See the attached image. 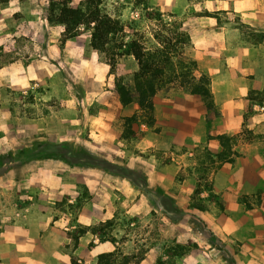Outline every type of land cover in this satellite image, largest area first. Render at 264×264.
Listing matches in <instances>:
<instances>
[{
  "label": "crops",
  "instance_id": "1",
  "mask_svg": "<svg viewBox=\"0 0 264 264\" xmlns=\"http://www.w3.org/2000/svg\"><path fill=\"white\" fill-rule=\"evenodd\" d=\"M22 5L11 0L0 6V92L17 83L18 67L10 63L18 50L17 16L28 25L33 22ZM155 7L163 12L165 3ZM186 9L182 13L192 10ZM202 9L204 15L189 16L181 28L191 39L187 56L209 79L217 113L210 119L199 96L171 86L155 94V121L147 126L136 104L122 106L115 91L107 88L110 66L89 38L76 36L61 44L62 29L58 37H44L42 58L51 61L54 70L46 75L39 72L44 71V60L31 62L25 77L48 76L52 81L44 79L45 85H57L59 91L63 80L80 97L65 106L59 100L51 113L45 100L49 96L41 94L40 112L29 114L30 148L40 143L42 158L29 162V203L17 197L19 186L12 173L19 168L0 166V194L7 195H0V264H72V259L98 264L101 255H129L138 248L127 247V228L155 215L175 222V227L195 221L180 236L201 228L235 242L239 250L233 252L234 264H264V0H205ZM123 69V81L129 83L137 62L128 57ZM133 116L137 120L125 137V120ZM55 144L85 153L93 164L44 160L55 154L49 148ZM2 148L12 154L15 144L0 141V154ZM199 169L208 172L210 187L201 194L205 207L191 209ZM209 194L219 198L222 207L207 199ZM78 200L73 220L53 207ZM111 220L116 224L111 238L89 230ZM77 227L83 232L70 239L69 232ZM153 252L146 248L139 264H152Z\"/></svg>",
  "mask_w": 264,
  "mask_h": 264
},
{
  "label": "rangeland",
  "instance_id": "2",
  "mask_svg": "<svg viewBox=\"0 0 264 264\" xmlns=\"http://www.w3.org/2000/svg\"><path fill=\"white\" fill-rule=\"evenodd\" d=\"M50 1L52 0H18L20 5L23 4L22 6H25L26 9L23 12L29 14V22H33L28 25V22L24 21L22 15L18 14L17 16L18 50L14 59L10 61V63H14L18 67L17 83L11 90L5 87L6 90L3 88L0 92V141L6 144V142L11 140L12 145L15 144V150H12V154L8 151V148L1 149L0 166L12 165L19 168L12 173V176H15L18 182L17 197H21L19 198V202L21 203H29V183H26L28 180L26 175L29 174V162L36 163L42 160L40 155L41 144L37 142L35 143L34 149L30 148V142L33 141L29 138V114L40 112V103L42 102L41 94L49 96L45 100H47L49 104V111L51 113L58 106L59 100H63L62 106H65L64 103H70L72 100L76 101L78 100L77 98L80 97L79 94L73 92L72 87L68 86L67 82L62 80L64 79V75L62 79L60 78L64 85L63 91L62 89L59 91L56 87L57 85H50V87H47L45 81H52L48 76L44 78H41V76L34 77L33 80H29V76L25 77V73L29 71V63L31 62H34L36 65L42 62L41 60H44V71L39 72H45L46 75L49 74V70H54L52 62L42 58L43 53L46 51L44 43H47V41H44V37H58V31L62 29L49 10ZM80 1L82 0H71L70 6L76 7L79 5ZM161 1L165 3L163 12L160 11V8L155 7V4ZM204 1L205 0H142L141 3L145 2V7L136 5L135 0H103L102 6L105 13L115 18L118 17L125 25L130 24L133 28V32L143 37L147 46L152 47V45L154 46L155 44L152 36L156 31L161 29L163 23L167 27H182L183 22H185L189 16H200L205 14L202 9ZM185 8H187L186 12L189 8H192V10H189L188 13H182ZM179 10L181 11L180 14L169 13L170 11ZM158 14H160L161 22L158 20ZM47 18H51V20H47ZM40 21H44L45 25L48 27L47 31L42 27L43 25H41ZM25 26L29 27V29L25 30ZM126 30L127 35L132 34L131 30ZM42 31L45 32L43 36H41L40 33ZM61 35L62 32L60 33V43L63 44ZM90 35L91 31L84 30V28L81 27L80 32L76 36L83 37V40H88V38L90 39L91 37ZM188 49L189 48H184L183 50L186 55ZM99 54L108 64L106 57L101 53ZM128 57H116L112 66L108 64L110 66V79L107 83V88H112L114 90L113 85L115 80L124 79L122 76L124 72L123 66ZM6 63L9 62L7 61ZM75 83L77 84L75 86L79 87V84L77 82ZM29 87L31 88L30 91ZM68 97H70V100L67 101L66 98ZM202 102L204 103L203 100ZM32 103H35V105L37 104V106L31 107ZM61 145L67 144L50 145V153H53V148ZM54 155L44 156L43 159L60 164L58 160L60 158ZM8 171V169H5L4 172L6 175L9 174ZM179 178H181V176ZM197 179V191L191 196V209H197V207L202 209L205 207L202 203L201 194L206 190L208 191L210 187L208 172L199 169L197 171ZM0 195L2 198L7 196L3 193ZM82 197L85 198L87 195L83 193ZM207 199L213 200L222 207L223 202L212 194H209ZM53 207L59 213L64 215L67 214V216L69 214L70 219L73 220L80 207V200L68 206L65 205L63 201L61 203H56ZM178 216L180 217V215ZM134 223V225H129L126 230V234H129L127 238L129 241L127 247H135L138 248V250L131 252L130 249L129 255L124 256L122 253H115L110 259L112 264H139L146 255V248L154 249L151 257L152 264H234L233 252L239 250L236 246L238 244L235 242L224 241L216 236V234H207L203 232L201 228H197V230L194 229L192 231L193 235L184 234L180 236L181 234L179 232L181 231L183 233V230L186 229L185 226L191 224L192 220H190L189 223L186 222V220L184 222L182 221L175 227L171 224L175 222H169V220L164 219L162 215H155L151 219L140 220L138 222L135 221ZM192 224H196L195 221ZM115 225L114 220H111L96 224L89 228V230L105 238H111V234L115 230ZM82 232L83 229L77 227L73 232H69V238L74 239ZM174 234H178V236ZM126 253L128 254V252ZM102 264H105V262Z\"/></svg>",
  "mask_w": 264,
  "mask_h": 264
},
{
  "label": "trees",
  "instance_id": "3",
  "mask_svg": "<svg viewBox=\"0 0 264 264\" xmlns=\"http://www.w3.org/2000/svg\"><path fill=\"white\" fill-rule=\"evenodd\" d=\"M9 1L11 0H0V5ZM141 1L135 0V4L145 6V2ZM70 3L71 0L49 2L51 14L63 29L62 42L75 37L83 27L84 30L91 31L90 46L103 54L109 65L112 66L116 57H133L137 62L138 71L133 74L131 82L125 83L118 79L115 80L113 87L122 106L137 105L147 126H152L155 121L153 116L155 94L171 86L186 88L190 94L199 96L210 113L208 119L217 114L208 89L209 79L197 71L196 63L183 52L184 48L191 47V39L181 27H167L163 23L161 29L152 36L154 46L149 47L143 37L133 32L130 24L125 25L118 17L105 13L103 0H82L76 7L70 6ZM158 16L161 22L160 14ZM126 29L131 30L132 34L127 35ZM136 120L135 116L125 120V128L127 127L125 137L130 124ZM52 151L56 157L70 164L77 162L93 164L89 156L82 152H72L68 145L55 147ZM113 256V254L99 256L98 264L104 262L112 264L110 259ZM72 264H76L74 259Z\"/></svg>",
  "mask_w": 264,
  "mask_h": 264
}]
</instances>
